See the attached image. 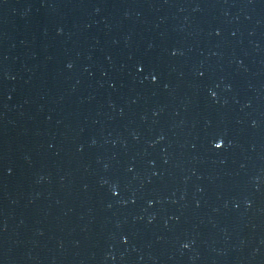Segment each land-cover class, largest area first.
Returning a JSON list of instances; mask_svg holds the SVG:
<instances>
[{
  "label": "water",
  "instance_id": "1",
  "mask_svg": "<svg viewBox=\"0 0 264 264\" xmlns=\"http://www.w3.org/2000/svg\"><path fill=\"white\" fill-rule=\"evenodd\" d=\"M0 264H264V0H0Z\"/></svg>",
  "mask_w": 264,
  "mask_h": 264
},
{
  "label": "snow or ice",
  "instance_id": "2",
  "mask_svg": "<svg viewBox=\"0 0 264 264\" xmlns=\"http://www.w3.org/2000/svg\"><path fill=\"white\" fill-rule=\"evenodd\" d=\"M137 67H138L139 71H141V72L144 71V67H143V66L138 65ZM151 79H152V81L155 82V81L158 79V77H157L156 75H152V76H151ZM213 95H215V93H213ZM221 147H223V144H221V143H217V144H216V148L219 149V148H221ZM185 247H187V245H185Z\"/></svg>",
  "mask_w": 264,
  "mask_h": 264
}]
</instances>
